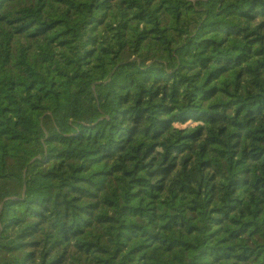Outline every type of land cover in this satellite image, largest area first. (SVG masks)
Returning <instances> with one entry per match:
<instances>
[{
    "label": "trees",
    "instance_id": "1",
    "mask_svg": "<svg viewBox=\"0 0 264 264\" xmlns=\"http://www.w3.org/2000/svg\"><path fill=\"white\" fill-rule=\"evenodd\" d=\"M0 264H264V0H0Z\"/></svg>",
    "mask_w": 264,
    "mask_h": 264
}]
</instances>
